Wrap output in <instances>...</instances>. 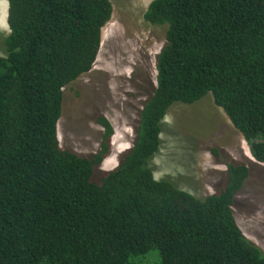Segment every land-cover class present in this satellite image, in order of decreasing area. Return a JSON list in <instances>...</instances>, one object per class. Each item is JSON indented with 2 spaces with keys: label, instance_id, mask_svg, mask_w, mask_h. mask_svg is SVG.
Segmentation results:
<instances>
[{
  "label": "trees",
  "instance_id": "trees-1",
  "mask_svg": "<svg viewBox=\"0 0 264 264\" xmlns=\"http://www.w3.org/2000/svg\"><path fill=\"white\" fill-rule=\"evenodd\" d=\"M0 50V264H131L153 249L160 264H264L233 211L250 169L212 148L222 186L197 198L157 180L162 123L177 104L208 94L264 164V0H155L147 23L166 28L156 86L136 138L113 170L114 128L98 114L99 149L61 146L64 88L89 73L111 21L110 0H7ZM142 81H146L142 80ZM135 264V262H134Z\"/></svg>",
  "mask_w": 264,
  "mask_h": 264
},
{
  "label": "rangeland",
  "instance_id": "rangeland-1",
  "mask_svg": "<svg viewBox=\"0 0 264 264\" xmlns=\"http://www.w3.org/2000/svg\"><path fill=\"white\" fill-rule=\"evenodd\" d=\"M153 1L110 0L113 15L102 30V46L93 69L64 88L58 124L64 149L81 156L99 149L103 129L95 119L98 114L106 116L114 128L111 153L98 168L97 178L116 168L121 155L132 147L151 82L156 86V57L165 44L166 28L144 21ZM9 34L6 21L0 25V45ZM215 147L250 169L233 211L246 237L264 252V164L253 158L248 142L211 93L194 104L169 109L162 123L161 148L150 166L157 180H168L204 198L214 194L226 176V165L211 152ZM160 259L158 249H153L132 259L131 264H160Z\"/></svg>",
  "mask_w": 264,
  "mask_h": 264
},
{
  "label": "bare ground",
  "instance_id": "bare-ground-1",
  "mask_svg": "<svg viewBox=\"0 0 264 264\" xmlns=\"http://www.w3.org/2000/svg\"><path fill=\"white\" fill-rule=\"evenodd\" d=\"M3 2L4 4L0 5V25L6 24L7 21L8 3L5 0Z\"/></svg>",
  "mask_w": 264,
  "mask_h": 264
},
{
  "label": "flooded vegetation",
  "instance_id": "flooded-vegetation-1",
  "mask_svg": "<svg viewBox=\"0 0 264 264\" xmlns=\"http://www.w3.org/2000/svg\"><path fill=\"white\" fill-rule=\"evenodd\" d=\"M144 21H145V19H144ZM146 22V21H145ZM141 51V50H140ZM146 78V77H145Z\"/></svg>",
  "mask_w": 264,
  "mask_h": 264
}]
</instances>
